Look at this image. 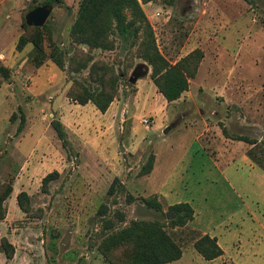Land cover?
Returning a JSON list of instances; mask_svg holds the SVG:
<instances>
[{
  "label": "rangeland",
  "instance_id": "1",
  "mask_svg": "<svg viewBox=\"0 0 264 264\" xmlns=\"http://www.w3.org/2000/svg\"><path fill=\"white\" fill-rule=\"evenodd\" d=\"M46 2L0 0V65L7 68L0 70V186L12 185L0 202V243L6 237L13 246L7 257L0 245V264H112L99 250L105 236L132 220L169 219L170 205L181 201L195 221L166 227L182 255L165 264H264V0L141 3L171 63L196 48L203 54L173 101L158 92L139 41L111 34V48H88L69 34L80 0ZM44 3L51 8L43 45L61 51L62 67L49 58L36 65L31 43L15 48L25 15ZM140 63L147 73L129 82ZM94 66L119 74L104 112L67 95L77 83L99 86ZM151 154L152 170L140 174ZM53 170L57 176L44 185ZM21 190L27 210L17 204ZM152 195L163 215L144 203ZM194 231L217 234L225 256L204 259Z\"/></svg>",
  "mask_w": 264,
  "mask_h": 264
},
{
  "label": "trees",
  "instance_id": "2",
  "mask_svg": "<svg viewBox=\"0 0 264 264\" xmlns=\"http://www.w3.org/2000/svg\"><path fill=\"white\" fill-rule=\"evenodd\" d=\"M48 0L47 4H51ZM148 0H80L78 12L72 23L69 34L71 38L78 42L87 44L88 48H111L109 35L117 34L124 41H139L138 54L151 65L150 77L167 101L178 99L188 88V79L193 77L203 56L201 49L196 48L171 63L158 50L150 23L144 13L141 3ZM44 3V4H46ZM39 6V5H37ZM35 6V7H37ZM33 7V8H35ZM32 8V9H33ZM24 31L18 36L15 48L19 51L27 43L34 47V63L41 65L46 59H51L59 67L64 64V57L57 47H52L47 52L43 45L44 30L48 28L45 23L41 26L28 24L24 18ZM27 31H30L27 33ZM78 64L79 69L84 68L86 63ZM0 70L4 73L7 68L0 65ZM96 74L99 86L89 89L78 84V87L70 88L67 95L77 103L85 104L92 102L98 110L104 112L114 99L117 92V82L119 74H115L110 68L105 67L103 73ZM121 75V74H120ZM56 132L63 141L65 133L59 121H53ZM225 131V130H224ZM233 138L244 139L253 144L255 141L247 139L241 135ZM251 158L254 154L248 151ZM154 155L151 154L148 161L141 168L140 174H147L153 168ZM58 172L53 170L42 178L45 185L57 176ZM118 181L115 177L109 187V192L113 191V186ZM12 185L0 186V202H2L11 192ZM28 194L21 190L16 195L18 206L22 210L28 208ZM147 207L154 208L163 215L161 201L156 195L144 198ZM171 216L169 219L154 218L152 220L136 219L119 230L105 236L99 250L107 261L112 264H165L177 260L182 255L181 244L173 238L167 231V226L182 227L193 219L194 209L189 202L181 201L170 205ZM195 233V231H194ZM2 250L7 257L13 253L12 244L1 238ZM195 250L207 260L214 259L223 253V249L217 242L215 236L208 233H195L193 239Z\"/></svg>",
  "mask_w": 264,
  "mask_h": 264
},
{
  "label": "water",
  "instance_id": "3",
  "mask_svg": "<svg viewBox=\"0 0 264 264\" xmlns=\"http://www.w3.org/2000/svg\"><path fill=\"white\" fill-rule=\"evenodd\" d=\"M50 6L41 5L31 9L26 15L25 19L28 24L41 26L46 23L49 12ZM148 71V66L142 63L137 64L134 69L131 71L128 81L131 83H135L138 78L145 75ZM171 126H168L164 129V132H167ZM123 150V147L121 146Z\"/></svg>",
  "mask_w": 264,
  "mask_h": 264
},
{
  "label": "crops",
  "instance_id": "4",
  "mask_svg": "<svg viewBox=\"0 0 264 264\" xmlns=\"http://www.w3.org/2000/svg\"><path fill=\"white\" fill-rule=\"evenodd\" d=\"M249 167H252V168H256V167H253L252 165H250V164H247ZM258 168V167H257ZM260 170V169H259ZM262 170H260L259 172H261ZM195 218V217H194ZM194 218L192 219L193 221H195L194 220ZM194 227H198V225L196 224ZM217 228H220V225H218V226H214V227H210V228H208L209 229V231L211 232L213 229H217ZM211 236H215L216 237V239H217V242H218V244L220 245V247L223 249V253L220 255V256H218V257H216V258H214V259H210L209 261H212V260H216V259H218V258H222V256H225V254H226V250H225V248L223 247V245L221 244V242H220V238H219V236L217 235V234H215V233H211Z\"/></svg>",
  "mask_w": 264,
  "mask_h": 264
},
{
  "label": "built area",
  "instance_id": "5",
  "mask_svg": "<svg viewBox=\"0 0 264 264\" xmlns=\"http://www.w3.org/2000/svg\"><path fill=\"white\" fill-rule=\"evenodd\" d=\"M144 122L147 123V119H144Z\"/></svg>",
  "mask_w": 264,
  "mask_h": 264
}]
</instances>
